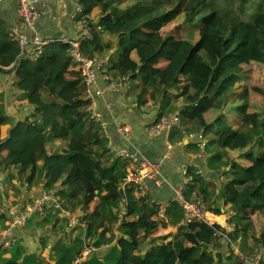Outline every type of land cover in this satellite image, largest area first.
<instances>
[{"label": "trees", "instance_id": "obj_1", "mask_svg": "<svg viewBox=\"0 0 264 264\" xmlns=\"http://www.w3.org/2000/svg\"><path fill=\"white\" fill-rule=\"evenodd\" d=\"M79 4V18L85 17L84 28H89L82 53L93 58L109 48L101 32L114 34L118 54L112 68L131 82L137 104H160L158 121L167 113L170 94L178 91L181 116L203 129L208 137L206 152L214 148L211 166L223 169L224 176L223 189L216 195L217 184L212 183L210 192L205 176L189 165L186 175L191 179L184 197L192 200L194 192L202 194L197 201L207 203L217 216L227 215L236 229L232 233L218 223L194 221L181 225L173 239L155 238L158 228L164 231L182 217V205L174 201L165 211V221L160 206L146 203L130 186L125 218L116 233L123 196L120 185L128 174V162L111 151L100 121L91 117L92 100L85 97L71 45L57 38L40 50L22 54L17 36L0 19V78L6 83L12 77L15 100L29 106L13 124L0 84V171L10 176L14 170L28 191L42 181L43 190L53 193L62 209L81 211L78 222L89 223L85 238L79 235L62 247L57 264L71 262L85 244L106 243L110 251L103 259L93 256L81 264H240L234 253L214 254L211 248L225 236L244 254L248 236L264 247V102L251 113L252 94L259 84L256 71L264 68V0H80ZM104 5L107 9L92 22L88 16ZM179 18L186 33L174 38L164 28ZM132 52L138 60L135 73L126 66ZM206 112L213 114L209 122ZM9 121L8 135L2 138L1 128ZM177 131L181 140L184 133ZM173 133L174 129L169 134L172 141ZM56 140L66 141L65 147L50 150L49 144L54 147ZM19 188H15L17 195ZM24 251L16 245L8 253L18 260Z\"/></svg>", "mask_w": 264, "mask_h": 264}, {"label": "crops", "instance_id": "obj_2", "mask_svg": "<svg viewBox=\"0 0 264 264\" xmlns=\"http://www.w3.org/2000/svg\"><path fill=\"white\" fill-rule=\"evenodd\" d=\"M80 0H42L37 2L36 7L39 11V17L36 21V30L39 32L42 38L72 39L80 36L84 33L85 24L82 26L81 18H79L78 8L81 7L79 4ZM82 8V7H81ZM107 9V5L101 8H96L88 18L92 22H97L99 17L102 15L104 10ZM0 19L4 20L10 27L15 35L16 32H23L28 38L32 37V31H26L22 28V18L19 10V0H0ZM86 20V18L84 17ZM99 28V27H98ZM102 41L105 45H108V49L96 52L93 59H102L105 63L103 72L98 74L96 83L94 85L95 91H100L99 95L92 94V112L100 114L101 120L105 123L104 132L109 139V147H116L127 149L129 151L139 153L152 160H161V186H156L149 181V190L145 195H142L139 191L134 190L135 195L144 196L146 203L155 202L159 206H165L164 215L160 214V217L167 221L168 217L165 214L166 209L174 203L177 188L183 183L188 177L185 173L189 165H193L201 172L208 184L211 186L210 192L213 191L212 183H216L215 194L220 193L223 189V169H216L211 166L210 158L213 155V147L211 152L207 153L205 150V142L208 141V137L204 136L203 129L197 122L190 120V118L184 119L181 116V125L174 128V141L169 138L166 139L164 135L151 136L149 134V128L154 125L157 121V116L160 110V104L156 106L152 103L139 105L136 103L134 96L131 91V82L122 83V76L112 68L113 63L116 60L118 54L117 39L114 34L109 30L101 32ZM136 56L134 52L131 53L130 58ZM137 57V56H136ZM126 66L130 73L137 72L136 62L127 60ZM169 64L166 68L171 72ZM76 68H78L76 66ZM140 77L135 79V82H139ZM109 81H114L119 84L117 88L112 89L108 87ZM11 77L4 83L2 75L0 78V84L3 85L4 93V106L6 111H9L10 116L15 118L13 124H16V117L18 121L23 118L26 112L29 110V106L25 103H19L15 100V88L11 84ZM168 87V82L164 84V89ZM182 98L178 97V91L174 89L170 94V103L166 109L167 113L164 116L173 112H180ZM26 107V108H25ZM175 107L168 113L170 108ZM24 109H26L24 111ZM165 111V112H166ZM206 122L213 119L211 116L204 114ZM123 124L131 125L133 134L126 139L123 135L118 133V126ZM10 121L1 128V137L5 138L8 135ZM178 128L184 133V137L178 140ZM189 130V131H188ZM203 136V137H202ZM66 142V141H65ZM167 142L171 143V155L166 156L168 151ZM194 144L200 146L198 151L195 150ZM64 140H56L54 147L50 143L48 148L53 150L57 146L65 147ZM3 155L6 151L2 152ZM230 167L226 166L228 170ZM12 171V170H10ZM14 178L10 181L8 178L9 172L0 171V214L6 213L4 221H0V238L4 237L10 241V245H0V264H57L56 260L59 258L62 247L71 243L77 236L83 235L85 238L86 227L89 223H79L77 215L81 214V211L75 213L65 214L63 209L55 208L54 203L57 202L56 198H52V202L48 203L47 210L44 214H35L30 218L25 226L22 227H9V219L13 214L19 213L23 210V206L28 205L32 202V199L39 198L46 194L43 190V182L39 181L38 184L33 185L31 190H27V184L17 179L16 173L11 174ZM5 179L8 180L5 181ZM4 181V182H3ZM19 188L21 192L17 195L15 188ZM190 199L202 200V194L194 192ZM91 204L90 209H92ZM161 208V206H160ZM120 209L122 207L120 206ZM224 210L222 205V211ZM76 216V217H75ZM184 210L182 217L174 221L172 225H168L164 231L159 232V235L153 234V236L168 237L166 239H173L178 234V229L183 225ZM182 219V220H181ZM220 220L222 224H227L226 215H218L215 220ZM1 220V218H0ZM115 232H119L117 224L114 225ZM258 229V226H257ZM233 230V229H232ZM231 232L233 233V231ZM68 234H65L64 232ZM230 232V229H228ZM76 232V236H73ZM31 235L36 237L39 241L40 247L33 251V241H24V237ZM35 243V242H34ZM255 243H247L245 254L251 253L255 246ZM16 245L22 246L25 251L18 260H12L13 255L8 251H15ZM88 245L80 250L83 251ZM96 249L84 260L90 259L93 256H97L103 259L110 251V244L94 245ZM237 248L238 244L235 242ZM144 248L147 245L144 244ZM78 251L74 258L80 252ZM211 251L214 254L228 255L232 252L231 246L228 240L225 238L221 239L218 246L212 247ZM32 255V256H30ZM43 260V261H42ZM74 260V259H73ZM73 260L71 262H73ZM67 261V260H65ZM63 262L62 264H70L71 262ZM264 264V254H263Z\"/></svg>", "mask_w": 264, "mask_h": 264}, {"label": "built area", "instance_id": "obj_3", "mask_svg": "<svg viewBox=\"0 0 264 264\" xmlns=\"http://www.w3.org/2000/svg\"><path fill=\"white\" fill-rule=\"evenodd\" d=\"M42 0H19V10L22 18V28L26 31H32V37L28 38L23 32H16V36L19 41L21 53L31 54L33 51L40 50L44 45L51 42L52 39L42 38L39 32L36 30V21L39 17V11L36 7L37 2ZM79 13H81L82 8H78ZM78 13V14H79ZM82 26L84 25L85 19L81 18ZM84 33L73 39L62 38L61 41L64 43H69L71 45V57L73 62L77 64L78 68L81 70L83 82L86 87L85 97L92 100V94L95 93L99 95L100 91H95L94 85L96 83L99 73L103 72L104 61L102 59H93L86 57L80 47L82 40L88 37L89 28H84ZM122 83H126L128 78L122 76ZM119 84L114 81H109L108 87L115 89ZM89 112L91 117L97 121H100L101 126L105 129V123L101 120L100 114L92 112V103L89 107ZM181 125V114L180 112H173L166 116H163L158 122L152 125L149 128V134L151 136H160L164 135L166 139L169 138L170 132L175 128ZM118 133L123 135L128 139L133 134V129L129 124L119 125ZM168 151L166 156L171 155V143L167 142ZM111 151L115 153L116 156L121 157L122 159L128 162V174L126 175L124 181L120 185L123 196L120 200V209L117 228L120 227L125 218V207L127 204V189L130 186H134L137 191L142 195H145L149 190V181L156 186H161V160H152L148 157L129 151L127 149H120L112 147ZM186 173V171H185ZM191 177L188 176L183 183L177 188V194L175 200L182 205L184 210L183 224L188 225L194 221H203L208 224L218 223L216 222V214L208 210L207 203L200 202L197 200H187L184 197V188L186 184L190 181ZM53 193H46L39 198H34L31 203L26 205L22 211L19 213L13 214L10 217L9 227H22L25 226L27 221L32 218L33 213L37 212L39 214H44L47 210L48 203L52 202ZM55 208L61 209L59 202H52ZM160 214L164 215L165 206L160 205ZM64 213L69 215L70 212L64 210ZM222 225V224H221ZM228 228H225L227 231L233 229L231 223H227ZM230 227V228H229ZM222 234V233H220ZM225 236V235H224ZM226 237V238H225ZM224 238L228 240L229 245L233 248L234 254L238 257L240 264H262L264 247L262 244H257L254 250L249 254L242 253L231 240L230 236H225ZM0 245H10V241L6 240L4 237L0 238ZM96 247L94 245H88L83 251H80L78 255L74 258L72 264H81L85 257L89 256Z\"/></svg>", "mask_w": 264, "mask_h": 264}, {"label": "rangeland", "instance_id": "obj_4", "mask_svg": "<svg viewBox=\"0 0 264 264\" xmlns=\"http://www.w3.org/2000/svg\"><path fill=\"white\" fill-rule=\"evenodd\" d=\"M177 24H178V26H177ZM164 31L166 32V34L167 33H169V34H172L173 35V37L174 38H182L183 37V35H185V33H186V29H185V27L183 26V24H182V20L179 18V19H177V20H173V21H170V23L169 24H167L166 26H165V28H164ZM130 61L131 62H136V64L138 63V60H137V57L135 56V55H133V58L131 57L130 58ZM138 65V64H137ZM257 72V76H259V84H256V86H257V88H255V90L253 91V94H252V107L254 108V110L251 112V113H254V112H256V111H258V110H260V108L263 106L262 105V103L264 102V68H262V69H260L259 70V73H258V71H256ZM182 103V102H181ZM26 108V107H25ZM26 109H24V111H25ZM207 115L208 116H211V112H207ZM253 116H251V121H252V123H254V124H256V117H255V114H252ZM8 124V123H7ZM64 143L66 144V142L64 141ZM263 151H264V148H263ZM245 155H246V152H243ZM12 172H13V170H12ZM9 178H11V179H16V178H14L12 175H10L9 176ZM125 210H126V208H125ZM35 214H37V212H35V213H33V215H35ZM32 215V216H33ZM227 216V215H226ZM253 218L255 217V215H253L252 216ZM5 219H1L0 221H4ZM220 220L218 219L217 220V222H219ZM10 223V219H9V222H8V224ZM220 223V222H219ZM227 223H231L230 221H229V217L227 216ZM232 225H233V232L235 231V229H236V227H235V224L234 223H231ZM222 225H223V227L224 228H228L226 225L227 224H225V223H223L222 222ZM230 228V227H229ZM258 228H259V226H258ZM162 230L161 229H157L156 230V232H155V234L158 236L159 235V232H161ZM259 232L261 231V229L259 228V230H258ZM231 232V231H230ZM259 232H257V233H259ZM65 234H68L66 231L64 232ZM73 236H76V232L74 233V235ZM248 238V242L247 243H249V242H252V240H251V236H248L247 237ZM33 241V244L32 245H30V247H33V251H35L36 250V248H40L41 249V247H40V244H39V241H38V239L36 238V237H33V236H31V235H27V236H25L24 237V241H26V242H28V241ZM35 242V243H34ZM234 244H235V242H234ZM254 245H256V244H254ZM257 246V245H256ZM255 246V247H256ZM239 249V248H238ZM240 250V249H239ZM230 253H234V251H232V252H230ZM230 253H228V254H230ZM30 256H32V255H30ZM43 261V260H42ZM73 262H71L70 264H72Z\"/></svg>", "mask_w": 264, "mask_h": 264}, {"label": "water", "instance_id": "obj_5", "mask_svg": "<svg viewBox=\"0 0 264 264\" xmlns=\"http://www.w3.org/2000/svg\"><path fill=\"white\" fill-rule=\"evenodd\" d=\"M12 78V77H11ZM18 122V117H16V123ZM5 181H7L8 182V180L7 179H5ZM4 182V181H3Z\"/></svg>", "mask_w": 264, "mask_h": 264}, {"label": "clouds", "instance_id": "obj_6", "mask_svg": "<svg viewBox=\"0 0 264 264\" xmlns=\"http://www.w3.org/2000/svg\"><path fill=\"white\" fill-rule=\"evenodd\" d=\"M73 39V38H72ZM129 82V81H128Z\"/></svg>", "mask_w": 264, "mask_h": 264}]
</instances>
